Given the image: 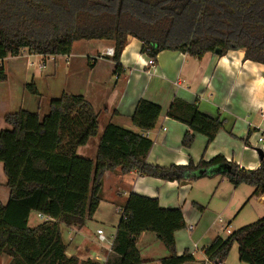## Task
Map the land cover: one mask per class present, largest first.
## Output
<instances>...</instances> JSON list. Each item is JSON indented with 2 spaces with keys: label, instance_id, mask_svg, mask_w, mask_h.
<instances>
[{
  "label": "trees",
  "instance_id": "1",
  "mask_svg": "<svg viewBox=\"0 0 264 264\" xmlns=\"http://www.w3.org/2000/svg\"><path fill=\"white\" fill-rule=\"evenodd\" d=\"M141 42V53L155 59L162 50L180 51L194 58L205 53L223 55L242 49L244 59L264 65V0H0V63L7 56L29 53L68 55L78 40L104 39L114 43L116 63L127 37ZM6 79L0 64V81ZM264 85V81H263ZM26 88L34 95L33 84ZM160 107L139 100L131 116L137 131L108 123L97 143L94 160L76 154L79 146L98 133V118L81 95L61 94L49 101L48 112L20 109L3 116L0 163L8 199L0 203V258L7 264H142L136 248L144 232L156 235L168 255L159 264H186L188 251L175 252L174 233L185 227L179 208H162L157 199L130 193L104 263L66 255L60 225L81 228L101 201L104 172L164 181L196 180L222 175L235 185L252 187L250 196L264 195V156L256 169L227 162L222 155L197 164L166 167L149 164L152 141L145 134L154 128ZM166 115L188 128L182 146L189 148L194 133L213 141L221 121L202 114L194 103L174 98ZM245 143H247L245 141ZM229 165L228 173L220 170ZM30 213L42 217L28 227ZM237 245L246 264H264V216L233 232L214 238L204 249L210 264H223Z\"/></svg>",
  "mask_w": 264,
  "mask_h": 264
},
{
  "label": "crops",
  "instance_id": "2",
  "mask_svg": "<svg viewBox=\"0 0 264 264\" xmlns=\"http://www.w3.org/2000/svg\"><path fill=\"white\" fill-rule=\"evenodd\" d=\"M113 46L111 40H78L72 44L68 55L43 57L24 50L16 56H7L0 63L6 73V79L0 81V131L7 127L3 121L5 114L43 107L38 87L37 95L27 94L25 85L28 83L23 78L25 70L21 61L37 58L44 63V68L46 61L52 58V63L56 65L52 68V78L58 72L62 74L60 78L64 76L69 80L59 84L55 93L45 96L41 116L48 112L49 101L63 93L83 96L97 114L98 134L77 148L78 156L94 160L98 139L108 123L137 131L131 123V116L137 102L143 99L157 104L161 109L154 128L145 134L152 141L145 159L147 163L166 167L172 164L186 165L191 160L197 164L202 157L207 161L222 155L227 162L244 169L260 166L257 151L264 156L263 64L245 60L242 49L230 50L223 55L208 52L200 58L180 51L162 50L150 68L146 65V56L140 51L141 42L130 36L117 63L110 56L99 57L106 48ZM29 74L31 83H38V77L35 78L32 71ZM32 96L39 100H33ZM174 98L194 103L202 114L221 121L215 138L207 146L206 138L198 133H194L189 148L182 146V138L188 128L166 115ZM22 101L27 107H23ZM91 139H94L95 153L87 155L92 147L89 146ZM257 142H262V145ZM217 178V185L211 194L216 195L221 208L213 209L210 208V200L205 204L202 202L207 194L202 183ZM223 185H228L229 189L221 190V186L225 187ZM240 185H235L222 175H205L196 180L178 182L140 176L136 171L122 174L119 168L106 171L102 177L101 201L94 215L81 228L66 227L74 235L68 243L66 255L104 263L122 216L123 205L130 193H136L157 199L162 208H179L185 227L174 233L176 254L180 256L188 251L194 261L186 264H210L204 249L214 238L225 239L231 232L264 216V195L250 196L251 186L237 192ZM239 193L247 197L235 212V209L229 212L237 194L236 201L240 202ZM244 210L248 221H244L246 218L243 217L235 225ZM39 219L41 222L42 219ZM87 228H93L95 234ZM98 230L101 232L97 233ZM74 239L78 244L73 243ZM136 248L142 264H159V260L168 255L151 232L141 233L137 237ZM237 248L236 244L231 246L223 264H246L239 260ZM8 262V257L0 258V264Z\"/></svg>",
  "mask_w": 264,
  "mask_h": 264
},
{
  "label": "rangeland",
  "instance_id": "3",
  "mask_svg": "<svg viewBox=\"0 0 264 264\" xmlns=\"http://www.w3.org/2000/svg\"><path fill=\"white\" fill-rule=\"evenodd\" d=\"M93 44H96V45H98L99 43H93ZM39 60V59H38ZM37 60V58L36 59H31V58H28V59H26V60H23V61H21V64L23 65V70H25V73H24V75H23V78L25 79V81L28 83V84H32L31 83V79H32V77H31V74H29L31 71L33 72V74H34V76H35V78L36 77H38V83H36L35 81V83L33 84V85H35L34 86V88L36 89V87H38V90H39V92H40V94L42 95V102H41V104H43V107L42 108H36V107H34V108H32L31 110H30V112H36V113H38L39 115H40V117H42L41 116V113H42V109L44 108V104H45V96H48V94H53V93H55V88L59 85V84H61L62 82H64V81H68L69 80V78L68 77H62V78H60V76L62 75H60L58 72H56V74H55V77L54 78H52V74H53V72H52V68H54V66H56L55 65V63H52V58L51 59H49L48 61H46V63H47V66H45L44 68H42L43 67V65H44V63H41V61L39 62ZM39 62V63H38ZM49 73V74H48ZM29 74V75H28ZM42 76V78H40ZM15 78V77H14ZM34 78V79H35ZM27 84V85H28ZM26 86V85H25ZM26 91L28 92L27 94H29V96H31L32 95V93L26 88ZM31 98H33V100H35V101H37V100H39V98L37 99V98H35V96H32ZM23 102V107H27V105L25 104V102L24 101H22ZM32 107V106H31ZM41 109V110H40ZM98 134V133H97ZM257 139V135L256 136H254V139ZM253 139V140H254ZM255 139V140H256ZM94 139H91V141H90V143H89V146H92V147H90V149H88V151H87V155H93V153H95V151H94V147H93V143H94V141H93ZM262 142H264V141H262ZM262 142H257L256 144H258V145H262ZM258 147V146H257ZM218 179L219 178H217V179H215V180H212V181H203V183H202V185H203V187L205 188V190H207V194L202 198L203 200H202V202L205 204L207 201H211L210 202V208H213V209H220L221 208V205H220V202L219 201H217V199H216V195L214 194H211L212 193V191H213V189L215 188V186L217 185V181H218ZM5 176H4V173H3V171H2V164L0 163V203H2V204H5V202L7 201V198H8V189L5 187ZM223 186H225V187H222L221 186V190H226V189H229V187H228V185H223ZM227 186V187H226ZM223 188H226V189H223ZM249 188V185H247V184H241L240 185V187H239V189H238V191L237 192H240V190H247ZM217 191H219V190H217ZM221 192H223V191H221ZM224 193V192H223ZM216 194H218V193H216ZM213 195V196H212ZM237 196H238V194H237ZM237 196L235 197V199L231 202V207H232V209L231 210H229V212H231V211H233L234 209V212L239 208V205L241 204V203H243V201L245 200V198L247 197V195L246 196H243L242 194L240 195V193H239V196H241V200H240V202H238L237 203V201H236V199H237ZM246 210V209H245ZM243 211L242 213H241V216H240V219L239 220H237L236 222H235V225H237V223H239V221L244 217V218H246V211ZM248 210V209H247ZM233 212V213H234ZM244 221H248L247 220V218L244 220ZM40 222V219L38 218V216L35 214V213H31L30 214V216H29V220H28V227H34V226H36L37 225V223H39ZM251 222V221H250ZM246 223H249V222H246ZM245 223V224H246ZM59 229H60V232H61V236H62V239H63V241H64V243L67 245V247H68V243L70 244V242L72 241V239H73V237H74V235L71 233V231H69V229L68 228H66L65 226H63V225H60V227H59ZM88 230H90L91 231V233H94L93 231V228H87ZM86 231V229L83 231V232H85ZM87 233V232H86ZM95 234V233H94ZM95 237V236H94ZM87 239H90V238H87ZM82 240H84V238H82ZM86 241V240H85ZM84 242V241H83ZM73 243L74 244H78V241L76 240V239H74L73 240ZM92 243H94V242H92ZM70 251L72 252L73 250H72V248L70 249ZM76 256V255H75ZM77 257V256H76ZM1 263H2V261H1Z\"/></svg>",
  "mask_w": 264,
  "mask_h": 264
},
{
  "label": "built area",
  "instance_id": "4",
  "mask_svg": "<svg viewBox=\"0 0 264 264\" xmlns=\"http://www.w3.org/2000/svg\"><path fill=\"white\" fill-rule=\"evenodd\" d=\"M147 52H149V49H146V51H145V53H144V55L146 56V65L148 66V67H152V66H154V64H155V59L154 58H152V57H150V56H147ZM113 54H114V50H113V48H106L100 55H99V57H104V56H110V57H112L113 56ZM260 139H262V137H260ZM39 216V218H41L42 219V217L40 216V215H38ZM101 232V230H98L97 231V233H100Z\"/></svg>",
  "mask_w": 264,
  "mask_h": 264
},
{
  "label": "water",
  "instance_id": "5",
  "mask_svg": "<svg viewBox=\"0 0 264 264\" xmlns=\"http://www.w3.org/2000/svg\"><path fill=\"white\" fill-rule=\"evenodd\" d=\"M215 53H218V50H215ZM257 152H258L260 159H262L263 158L262 152H260V151H257ZM220 170L228 173L230 171V166L229 165H223V166H221Z\"/></svg>",
  "mask_w": 264,
  "mask_h": 264
}]
</instances>
